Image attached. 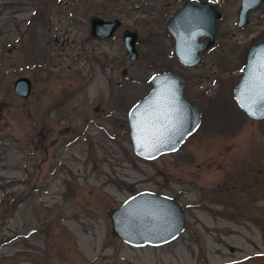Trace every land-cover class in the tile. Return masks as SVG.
<instances>
[{
	"label": "rangeland",
	"instance_id": "rangeland-1",
	"mask_svg": "<svg viewBox=\"0 0 264 264\" xmlns=\"http://www.w3.org/2000/svg\"><path fill=\"white\" fill-rule=\"evenodd\" d=\"M183 1L0 0V264H264V119L232 97L250 44L264 41V0L242 28L238 0H199L220 17L193 67L177 62L164 29ZM91 17L120 24L95 38ZM126 28L136 60L124 57ZM164 71L183 78L198 124L145 160L127 111ZM19 76L26 98L12 91ZM140 191L179 203L177 237L134 246L110 234L106 211Z\"/></svg>",
	"mask_w": 264,
	"mask_h": 264
},
{
	"label": "water",
	"instance_id": "water-1",
	"mask_svg": "<svg viewBox=\"0 0 264 264\" xmlns=\"http://www.w3.org/2000/svg\"><path fill=\"white\" fill-rule=\"evenodd\" d=\"M263 0H239L235 9V24L242 27L248 13ZM220 14L199 0H184L164 23L172 38V51L183 67H193L200 61V52L213 42L215 20ZM118 19H89L90 36L105 39L119 26ZM124 57L136 60L137 31L123 29L121 34ZM207 39L201 43L199 39ZM124 73V71H122ZM149 91L127 111L126 124L133 153L152 160L178 149L198 124V110L182 94L183 78L171 72L153 73L148 78ZM59 85V81L56 83ZM30 80L17 77L13 93L26 98ZM232 97L241 113L251 120L264 119V42L253 43L245 55L241 74L232 89ZM97 110V107L94 108ZM61 132V131H60ZM110 234L134 245H161L177 237L184 229L183 211L172 198L150 191L137 192L119 206L106 211Z\"/></svg>",
	"mask_w": 264,
	"mask_h": 264
},
{
	"label": "flooded vegetation",
	"instance_id": "flooded-vegetation-1",
	"mask_svg": "<svg viewBox=\"0 0 264 264\" xmlns=\"http://www.w3.org/2000/svg\"><path fill=\"white\" fill-rule=\"evenodd\" d=\"M239 1V0H238ZM207 3V2H206ZM212 7V6H211ZM212 9L213 10H215L213 7H212ZM216 11V10H215ZM217 12V11H216ZM219 13V12H218ZM220 14V13H219ZM249 14V13H248ZM219 19V18H218ZM218 19H216V20H218ZM216 20H215V30H216ZM248 23V17H247V22L245 23V25ZM236 25V24H235ZM244 25V26H245ZM244 26H242V27H244ZM237 27V26H236ZM242 27H240V28H242ZM239 28V27H238ZM214 35H215V32H214ZM214 35H213V42H212V44L210 45V46H208L204 51H202V52H205V51H207L210 47H212L213 45H214ZM199 41L201 42V43H206V41H207V39H205V38H201V39H199ZM258 41H263V40H261V39H258V40H255L254 42H252L251 44H250V46L253 44V43H255V42H258ZM264 42V41H263ZM249 49V48H248ZM201 53V52H200Z\"/></svg>",
	"mask_w": 264,
	"mask_h": 264
}]
</instances>
